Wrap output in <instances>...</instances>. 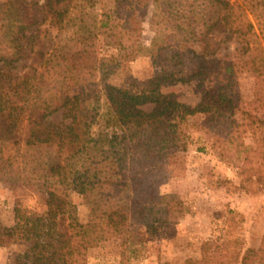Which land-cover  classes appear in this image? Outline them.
I'll use <instances>...</instances> for the list:
<instances>
[{
    "label": "trees",
    "instance_id": "1",
    "mask_svg": "<svg viewBox=\"0 0 264 264\" xmlns=\"http://www.w3.org/2000/svg\"><path fill=\"white\" fill-rule=\"evenodd\" d=\"M78 1L23 0L31 17L0 30V182L16 216L11 228L0 223V248L21 247L11 264H75L103 242L132 249L176 224L186 208L158 189L184 169L177 150L196 115L219 145L256 135L251 152L264 165V0H119L115 17L93 27ZM150 9L151 75L137 80L128 64L145 51L137 19ZM242 76L253 80L245 106ZM182 86L197 93L194 105L174 93ZM248 155L239 189L253 193ZM71 192L87 208L83 224ZM204 255L183 264H234ZM238 264H264V240Z\"/></svg>",
    "mask_w": 264,
    "mask_h": 264
},
{
    "label": "rangeland",
    "instance_id": "2",
    "mask_svg": "<svg viewBox=\"0 0 264 264\" xmlns=\"http://www.w3.org/2000/svg\"><path fill=\"white\" fill-rule=\"evenodd\" d=\"M20 1L16 4L15 0H0V30L9 17L16 15L23 21L31 17L27 4ZM92 4L85 0L74 4L85 6L83 24L90 27L104 18H114L120 8L119 0H95ZM73 11L79 13V9L74 8ZM151 17L152 9L146 16L137 19L139 42L145 51L128 64L130 74L137 80H145L151 75L147 51L155 30ZM76 27L75 30L79 26ZM66 30L73 29L68 27ZM111 53L113 50L103 52V55ZM122 80L123 76L119 74L110 78V82L116 85L121 84ZM252 81L249 76L240 78L242 106L252 101ZM174 93L190 105L198 100L191 86H182ZM201 117L196 115L190 120L188 138L181 142L177 150L184 169L158 189L161 195L178 197L186 208L185 214L179 217L176 224L161 227L150 241L135 245L132 249H125L113 240L106 241L85 255L76 257L75 264H183L202 262V255L205 254L206 259L214 252L223 261L238 264L245 250L261 245L264 240V165L260 166L257 156L251 152L256 145V135L246 133L232 146L225 147L197 130ZM50 120L60 124L61 114L52 115ZM91 130L94 132L96 127ZM244 153H249L251 165L255 167L251 172L255 181L251 187L253 193L239 189V181L243 180L240 168L249 164L244 162ZM257 168L259 171H256ZM68 198L75 208L78 222L85 223L87 208L83 198L73 192ZM23 203L29 209L37 206L35 199L31 198ZM0 223L10 228L16 223L13 198L7 185L2 182ZM20 251L21 247L16 245L0 248V264H11Z\"/></svg>",
    "mask_w": 264,
    "mask_h": 264
}]
</instances>
